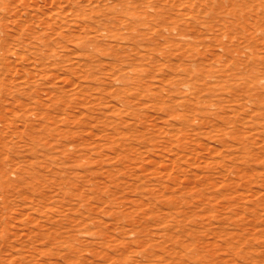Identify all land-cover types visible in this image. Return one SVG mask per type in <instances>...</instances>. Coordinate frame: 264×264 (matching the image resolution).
I'll return each mask as SVG.
<instances>
[{
	"label": "rangeland",
	"instance_id": "obj_1",
	"mask_svg": "<svg viewBox=\"0 0 264 264\" xmlns=\"http://www.w3.org/2000/svg\"><path fill=\"white\" fill-rule=\"evenodd\" d=\"M0 264H264V0H0Z\"/></svg>",
	"mask_w": 264,
	"mask_h": 264
}]
</instances>
